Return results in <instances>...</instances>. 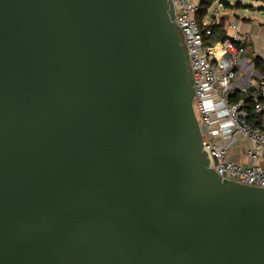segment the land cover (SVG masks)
I'll use <instances>...</instances> for the list:
<instances>
[{
  "label": "water",
  "instance_id": "water-1",
  "mask_svg": "<svg viewBox=\"0 0 264 264\" xmlns=\"http://www.w3.org/2000/svg\"><path fill=\"white\" fill-rule=\"evenodd\" d=\"M172 0H0V264H264V189L210 167Z\"/></svg>",
  "mask_w": 264,
  "mask_h": 264
},
{
  "label": "built area",
  "instance_id": "built-area-1",
  "mask_svg": "<svg viewBox=\"0 0 264 264\" xmlns=\"http://www.w3.org/2000/svg\"><path fill=\"white\" fill-rule=\"evenodd\" d=\"M172 1L175 23L188 53L193 106L210 167L224 180L264 189V78L236 85L238 71L247 64L248 36L236 34L209 43L211 25L204 31L197 20L201 3ZM237 93L245 96L237 97ZM243 148L250 163L232 159Z\"/></svg>",
  "mask_w": 264,
  "mask_h": 264
},
{
  "label": "crops",
  "instance_id": "crops-1",
  "mask_svg": "<svg viewBox=\"0 0 264 264\" xmlns=\"http://www.w3.org/2000/svg\"><path fill=\"white\" fill-rule=\"evenodd\" d=\"M200 3L203 0H196ZM230 5H224L217 9L216 14H209L203 19V24L208 25H221V32L226 37H232L236 34L248 36V41L245 42V55L247 60L246 66L243 70L238 71L236 85H248L250 82L262 77L264 74L255 67V59H260L264 66V0H247L240 1L241 5L235 6L239 1L226 0ZM251 63L254 66H251ZM232 159L240 163H250V160L245 155L243 148L239 154H232Z\"/></svg>",
  "mask_w": 264,
  "mask_h": 264
},
{
  "label": "trees",
  "instance_id": "trees-1",
  "mask_svg": "<svg viewBox=\"0 0 264 264\" xmlns=\"http://www.w3.org/2000/svg\"><path fill=\"white\" fill-rule=\"evenodd\" d=\"M214 1L216 0H203L200 4V12L197 14V20L199 22L201 29H203L204 31H205L206 26L203 24L202 21L209 14V10L212 7ZM221 2L225 7H228L230 5L226 0H222ZM238 5H241L240 2L235 4V6H238ZM220 28H221V25H218V24L211 26V35L207 37L206 39L207 42L212 43L214 41H218V40H222L226 38V36L222 34ZM254 63H255V67L258 68L262 74H264V66L262 64V61L257 58L255 59ZM236 96L242 97V96H245V94L237 93Z\"/></svg>",
  "mask_w": 264,
  "mask_h": 264
},
{
  "label": "rangeland",
  "instance_id": "rangeland-1",
  "mask_svg": "<svg viewBox=\"0 0 264 264\" xmlns=\"http://www.w3.org/2000/svg\"><path fill=\"white\" fill-rule=\"evenodd\" d=\"M222 0H216L214 1L212 7L210 8V14H209V19H211V14H216L217 13V9H220L223 4L221 2ZM230 1H233V0H230ZM236 1H245L247 3V0H236Z\"/></svg>",
  "mask_w": 264,
  "mask_h": 264
}]
</instances>
